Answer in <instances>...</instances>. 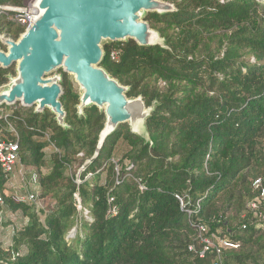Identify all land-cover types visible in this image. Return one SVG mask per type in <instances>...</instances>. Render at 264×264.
Instances as JSON below:
<instances>
[{
    "label": "trees",
    "instance_id": "obj_1",
    "mask_svg": "<svg viewBox=\"0 0 264 264\" xmlns=\"http://www.w3.org/2000/svg\"><path fill=\"white\" fill-rule=\"evenodd\" d=\"M167 1L175 13L147 17L163 47L106 45L102 63L128 97L157 102L151 143L123 125L95 157L105 117L95 107L78 117L67 75L70 130L21 106L0 119V140H18L45 206L8 195L0 166V197L28 219L10 247L0 245V264H212L215 252L199 257L200 226L238 245L223 264H264V223L249 209L252 184L264 179V0ZM24 31L0 17L1 33L17 40ZM9 74L0 68V86Z\"/></svg>",
    "mask_w": 264,
    "mask_h": 264
},
{
    "label": "water",
    "instance_id": "obj_2",
    "mask_svg": "<svg viewBox=\"0 0 264 264\" xmlns=\"http://www.w3.org/2000/svg\"><path fill=\"white\" fill-rule=\"evenodd\" d=\"M34 7L33 25L17 40L0 32V68H14L0 86V107L20 104L35 114L48 111L68 131L61 100L67 75L79 98L78 117L93 107L105 117L95 157L123 125L151 143L147 123L157 102L147 107L142 96L128 97L131 88L102 63L106 45L134 41L144 48L163 47L165 40L146 18L175 13V5L167 0H35Z\"/></svg>",
    "mask_w": 264,
    "mask_h": 264
},
{
    "label": "built area",
    "instance_id": "obj_3",
    "mask_svg": "<svg viewBox=\"0 0 264 264\" xmlns=\"http://www.w3.org/2000/svg\"><path fill=\"white\" fill-rule=\"evenodd\" d=\"M34 2L35 0L24 3L21 7L0 5V17L5 16L7 21L25 30L30 29L34 23L33 18L36 14ZM111 56L112 59L116 60L119 54L117 52H112ZM0 166L6 176L10 178V181L17 177H20L23 181L27 179L28 170L21 161L20 144L18 140H0ZM35 177L36 176H34L33 182L29 183L32 185L30 192H28L26 196L18 198L19 201L32 203L38 201V182ZM252 188L257 193V197L250 203L249 209L252 211L259 224H263L264 214L261 210L264 206V179L258 178L254 180ZM3 202V198L0 197V203L3 204ZM243 228L246 229V225ZM199 238L203 246L202 250L199 252V257L205 259L208 253L215 252L217 259L212 264H223L221 260L223 251L238 248V245L232 243L228 239H222L215 234L210 235L205 226L199 227ZM189 249L193 251L194 247L191 246Z\"/></svg>",
    "mask_w": 264,
    "mask_h": 264
},
{
    "label": "rangeland",
    "instance_id": "obj_4",
    "mask_svg": "<svg viewBox=\"0 0 264 264\" xmlns=\"http://www.w3.org/2000/svg\"><path fill=\"white\" fill-rule=\"evenodd\" d=\"M31 1L33 0H25V3H29ZM17 106H21V105L17 104L13 107H17ZM9 109L10 107H6V106L0 107V119L3 117H8V115L12 114L16 110L14 108L12 110H9ZM24 109L34 110V108H24ZM11 131L13 132L14 129L12 128ZM41 140H48V138L47 137L42 138ZM44 152L46 155L45 160L49 161L50 156L53 152H55V149L52 146L47 147L45 148ZM47 171L48 169L44 168V172H47ZM29 183L30 182L28 181V179H26L25 181H23L20 177L13 179L7 184L8 195L16 194V196L20 198L22 196L21 192L23 188H25L26 186L29 187L30 186ZM35 205L38 210H41V211L45 210V206L40 199H38ZM27 222H28V219L22 214L21 211L13 212L5 205V202H3V204L0 203V245H2L3 248L10 247L12 245V239L14 236V232L16 230H21L22 228H24Z\"/></svg>",
    "mask_w": 264,
    "mask_h": 264
}]
</instances>
